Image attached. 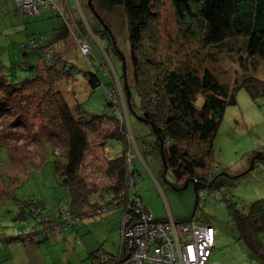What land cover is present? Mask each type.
<instances>
[{"label":"rangeland","instance_id":"374dc122","mask_svg":"<svg viewBox=\"0 0 264 264\" xmlns=\"http://www.w3.org/2000/svg\"><path fill=\"white\" fill-rule=\"evenodd\" d=\"M51 1L57 7L41 6L39 13H24L13 0H0V76L12 85L9 89H16L15 84L45 71L41 69L45 61L39 52L27 50L23 54L20 44L28 39H34L38 45L46 44L55 33V39L60 38L57 41L61 43L58 67L73 65L76 75L63 74L54 81L53 87L62 92L72 107L79 104L82 117L89 120L111 110L105 88L102 85L91 86L89 74L96 75L106 85L111 84L113 78L111 93L116 95L122 107L123 98L127 99L128 94V123L143 157V161L138 153L134 157L133 167L139 173L135 187L155 217L171 216L175 221L190 218L211 226L215 235L211 258L219 264H264V258L241 237L230 213L246 212L255 201L264 199V72L253 73L259 85L253 81L249 89L246 85L235 88L236 103L225 110L213 139L208 167L204 170L209 183L198 184L195 192L192 181L184 186L185 179L175 177L170 168L163 175L162 158L150 149L154 134L150 124L138 118L139 97L131 80L127 21L122 8L115 6L111 11L101 10L97 1L91 0L93 11L89 0ZM58 9L73 27V34L69 31L70 37L62 25ZM160 10L162 45L158 56L166 60L170 52L163 42L174 36L175 24L167 3ZM81 32L87 35L91 45L86 56L81 53H86ZM192 49L188 54L193 53ZM237 62L224 53L216 61L206 60L201 66L211 69L232 88L235 86L234 77L240 70ZM36 66L40 69L33 68ZM125 80L129 85L125 86ZM46 86V80L44 83H31L12 96L0 87V237H10L0 242L6 246L10 242L14 251L17 250L15 258L7 264L28 262V258L37 263L34 249L27 256L21 247L52 240L23 242L15 239L19 230L38 225L34 218L15 217L23 199L40 201L45 210L53 213L68 204V189L61 184L51 162V151L61 158L66 153L64 133L58 118L53 117L55 104L42 97L41 92ZM75 113L81 115L78 107ZM98 123L97 131L94 129L87 133L89 146L80 173L86 185L95 189L114 183L115 180L108 175V160L123 146L119 140L113 142L115 134H118L114 118L104 117ZM196 193L199 197L197 202ZM118 210L122 213L121 208L116 207L85 216L75 220V226L69 223L64 229L69 227L70 231L76 227L80 239H88L90 246H93L92 239L103 240V245L116 243L117 246L118 239L113 233L114 216ZM71 232L64 234V238L68 236L66 245L69 248L76 244L75 232ZM259 238L264 245V231Z\"/></svg>","mask_w":264,"mask_h":264},{"label":"trees","instance_id":"16d2710c","mask_svg":"<svg viewBox=\"0 0 264 264\" xmlns=\"http://www.w3.org/2000/svg\"><path fill=\"white\" fill-rule=\"evenodd\" d=\"M96 1L101 10L111 11L115 6H120L125 14L129 62L132 67L131 80L137 88L139 97L138 118L152 127L154 139L151 151L160 156L161 151L163 152L167 169L170 168L178 179H185V182L193 179L197 185L208 184L209 176L204 170L208 167L213 151V139L225 110L229 105L236 103L235 88L246 85L249 89L250 83L257 81L254 75L257 72H264V0ZM164 3L171 7L175 24L174 36L163 42L170 52V57L166 60L158 56L162 45L160 8ZM14 5L24 13H29L15 3ZM52 5L57 7L55 3L39 5L36 13H39L41 6ZM89 5L94 11L91 2ZM57 11L70 37V32L73 34L71 30L73 27L61 11L59 9ZM81 33L80 37L89 46L86 53L81 52L86 56L91 50V45L87 35ZM55 36L54 33L52 40H48L46 44L38 45L34 39H28L19 46L23 54H26L27 50L38 51L45 61V66L41 68L45 71H39L38 75L21 84H15L16 89H9L12 85L0 76V87L10 96L31 83L38 84L41 81L44 83L46 80L48 87L46 86L41 94L48 102L55 104L53 117L58 118L60 122L66 146V153L62 158L51 151V162L61 184L68 189L67 206L58 208L57 212L53 213L45 210L46 207L40 201L23 199L15 217L25 220L34 218L38 225L19 230L21 233L18 232L15 239L26 242L28 238L32 241L58 237L67 224L71 223L70 225L74 226L75 220L116 207H120L123 212L126 203L133 206L130 212L137 218L135 212L137 199L141 201L144 211L151 213L154 218L168 219L171 216L155 217L136 191L139 173L133 167L134 157L136 153L140 155L142 161L143 157L128 123L127 106H130L128 96L127 99L123 98L122 107L116 95L111 93L114 87L113 78L111 84L106 85L101 83L96 75L89 74L88 82L91 86L102 85L105 88L107 104L111 110L104 115H94L88 120L82 117V110L76 103V108H79L81 114L77 116L76 108L67 102L59 89L53 87L54 81L60 79L63 74L76 75L73 65L62 64L58 67V63L61 62L59 51L61 43L57 41L60 38L55 39ZM190 49L193 53L188 54ZM224 53L238 60L240 74L236 73L235 86L232 88L219 79L211 69L201 66L206 60L216 61ZM33 68L40 69L39 66ZM127 85L129 84L125 80V86ZM104 117L115 119L119 135L115 134L117 136H114L113 142L119 140L123 146L118 154L108 160V175L115 180L114 183L95 189L86 185L80 173L85 165L89 146L87 133L94 129L97 131L98 122H102ZM162 173L164 175V164ZM133 177L136 180L132 179ZM130 179L135 181L134 185ZM230 213L241 237L251 249L264 258V245L259 238V234L264 231V199L255 201L246 212ZM26 229L28 232L24 233ZM57 230L59 232H56ZM120 235L123 247L130 243L129 239L122 237L121 223ZM1 239L8 240L6 236L0 237ZM76 241L80 243V238L77 237ZM123 256L121 255L119 259ZM90 257L93 264L116 262L115 255L105 254L101 249L91 253Z\"/></svg>","mask_w":264,"mask_h":264},{"label":"built area","instance_id":"2783aa9c","mask_svg":"<svg viewBox=\"0 0 264 264\" xmlns=\"http://www.w3.org/2000/svg\"><path fill=\"white\" fill-rule=\"evenodd\" d=\"M13 1L29 13H36L39 5L52 4L51 0ZM84 44V51L87 52L89 46ZM132 179L136 180L135 177ZM132 179L130 182L134 185ZM123 208L121 234L130 240V249L116 264H219L211 259L215 239L211 226L193 219L175 221L169 217L158 220L144 211L139 199L135 204L137 218L130 212L133 209L131 204L126 203Z\"/></svg>","mask_w":264,"mask_h":264},{"label":"crops","instance_id":"0c3cea01","mask_svg":"<svg viewBox=\"0 0 264 264\" xmlns=\"http://www.w3.org/2000/svg\"><path fill=\"white\" fill-rule=\"evenodd\" d=\"M145 206L150 211L146 204ZM116 212L117 213L114 216L115 231L113 234L116 235L118 239L117 246L116 243H113V246H109L106 243L103 245L102 242L104 241H100L99 239H96V241L92 239L93 246H90L89 240L84 238L83 240L80 239V243L76 241L75 246L70 243L71 247L69 248L66 245V242L68 241V236L67 238H64V236L67 235L70 231H72L71 233L75 232V240L77 237L80 238V236L79 231L76 229V227H73L70 231V228L68 227L67 229H63L62 234H60L58 237L51 238L52 240L40 244L36 243V245H28L21 247V249L27 256L28 252L34 249L33 254L34 257L37 259V263H35L32 259L28 258V262L23 261L24 263L19 264H93L90 254L99 249L105 252V254L107 253L109 255H115L117 262L121 255L123 256V254L129 251L130 243L125 244L124 247L122 246L123 244L120 235V223L122 213L119 210ZM105 221H107V217ZM104 240H106V238ZM27 241L30 242L31 240ZM64 248L68 249L64 251ZM16 253L17 250L15 252L11 244L6 246V244H4L2 241L0 242V264H7L10 260L15 258ZM12 264H15V261H13Z\"/></svg>","mask_w":264,"mask_h":264},{"label":"water","instance_id":"95a60500","mask_svg":"<svg viewBox=\"0 0 264 264\" xmlns=\"http://www.w3.org/2000/svg\"><path fill=\"white\" fill-rule=\"evenodd\" d=\"M88 2H89V4H90L91 0H89ZM127 96H128V94H127ZM161 156H162V161H163V164H164V172H166V170H167V166L165 165L164 154H163L162 151H161ZM190 181L193 182L194 190H195V192H196V186H197L196 181H194L193 179H191ZM186 184H187V182H185L184 186H186ZM197 196H198V195H197V193H196V194H195V199H196L195 202H197ZM115 264H116V263H115Z\"/></svg>","mask_w":264,"mask_h":264}]
</instances>
